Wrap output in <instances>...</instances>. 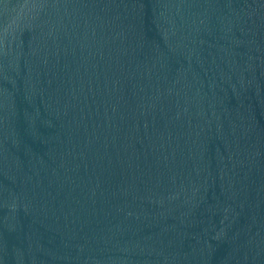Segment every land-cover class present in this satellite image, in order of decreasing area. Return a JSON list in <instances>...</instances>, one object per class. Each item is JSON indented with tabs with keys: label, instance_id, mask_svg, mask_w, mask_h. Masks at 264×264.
Instances as JSON below:
<instances>
[{
	"label": "water",
	"instance_id": "95a60500",
	"mask_svg": "<svg viewBox=\"0 0 264 264\" xmlns=\"http://www.w3.org/2000/svg\"><path fill=\"white\" fill-rule=\"evenodd\" d=\"M0 264H264V0H0Z\"/></svg>",
	"mask_w": 264,
	"mask_h": 264
}]
</instances>
